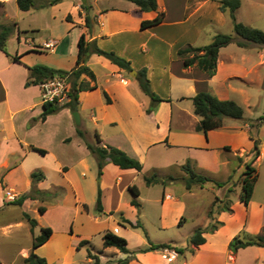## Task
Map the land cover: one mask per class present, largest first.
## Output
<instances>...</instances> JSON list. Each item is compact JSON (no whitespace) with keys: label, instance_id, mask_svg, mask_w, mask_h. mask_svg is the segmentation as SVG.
Returning a JSON list of instances; mask_svg holds the SVG:
<instances>
[{"label":"crops","instance_id":"1","mask_svg":"<svg viewBox=\"0 0 264 264\" xmlns=\"http://www.w3.org/2000/svg\"><path fill=\"white\" fill-rule=\"evenodd\" d=\"M43 1L37 0L38 3L35 7L29 10H22L19 7L17 8L16 0H0V22L5 24L16 22L17 28L13 33L16 32L18 42L23 44L28 42V47L24 48L21 54L19 51L16 52V54L20 55L21 61L12 60L13 62L21 63L26 69L21 79H19V88L25 92L35 88L37 95L40 96V101L38 102L26 100L21 102L17 109L9 110V119L11 120L15 136L13 145L18 150H22L23 153L19 164H24V160H26L25 158L29 153L41 152L45 148L46 143H48L46 139L51 137V133L48 132V128H51L48 126L49 123L55 121L56 124L57 119L58 123L63 121L71 129H74V133L77 136L82 137L78 133V129L85 131L82 124L84 123V117H86L97 127L96 132L100 134L105 146L113 145L119 147L129 155L139 159L143 164L141 171L145 170V162L149 158V164L152 167L151 172H153L152 174L156 173L159 181L146 185L148 187L162 186L163 205L170 201L182 205V211L176 216L175 224L181 226L187 220L184 213L185 207L187 208V194L195 192L196 189L203 190L205 186H208L209 190L213 192V197L206 210L207 221L202 225H198L196 229H207L213 224L215 229L203 233L205 237L203 244L195 245L190 243L187 250L181 254L183 260L178 264H256V261L261 258L260 255L264 252V246L249 245L236 251H232L229 247L230 242L237 236L236 234L248 231L247 226L250 229L251 225H257L251 234L264 236V221L256 224L255 214L252 210L258 181L251 201L246 204L241 200L243 190L242 175L249 160H244L243 155L238 153L240 150H244L246 155H248L247 158L251 159L252 153L254 154V143L258 142L259 144V139L251 134L252 129L249 124V120L255 117L244 115L242 119H225L221 128L212 129L208 132L197 130L196 127L201 117L194 113V106L192 108L185 106L174 110V107H177L171 94L166 97L160 95L165 99L171 100L162 101L156 111L148 113L147 108L151 104V99L142 91L136 76L131 75V71L127 72L119 68L106 57L92 53L85 64L94 71L98 87L92 90L84 89L79 93V107L76 111L80 113L81 123L79 125L76 124L72 115L74 111L69 107H63L59 111L49 114L45 120H42L41 114L44 111V102L41 97V87L39 83L30 82L27 68V66L38 64V61L29 63L24 59V55L27 53H43L46 50H50L53 56L42 59L39 64L54 69L72 70L77 65L80 36L85 34L86 40L96 41L97 46L101 49L114 51L130 60L132 67L137 72L139 69L146 67L151 88L154 91L153 64L149 61H144L147 60L148 53L151 58L153 56L150 55L153 54L150 47L151 42L159 46L168 47L170 45L169 52L172 53L177 52L180 47L187 44L199 45L197 41L203 36L212 40L214 35L220 31L221 24L225 26L231 23L233 29V22L229 13L221 11L218 0H157L158 8L150 11H140L139 6L130 0H61L47 5H43ZM15 3L17 6H15ZM83 4L89 7L90 27L86 23L87 11L83 8ZM240 7L235 14H237ZM10 8L16 17L7 19V21L6 18L11 16L8 15ZM159 13H164L165 15L164 20L160 24L146 29L141 28L142 20L153 19ZM27 16L31 17L32 23L22 27L21 20L26 19ZM43 31V37L46 38L44 42H41V37L38 39L32 35ZM182 36H184V41L177 39ZM47 43H50V45L46 46ZM224 48H221L219 52L217 71L214 76H208L199 70L197 66L184 67L183 61L178 59L173 61L178 63L180 70L178 69V71L174 72L173 61H171L164 69L169 71L168 77L165 78L166 76L163 73L157 76L159 84L167 83V80L170 92L174 87L185 88V90L192 92L179 95L177 100L180 102H192L190 98L202 90H210L218 98L227 99V93L223 89H208L209 87L212 88L213 83L217 82V78L223 70L222 67L228 64L225 62L221 63V55ZM139 55L145 59L142 58V61H138ZM0 57L5 58L8 56L0 49ZM229 59H231V56H229ZM232 68L237 70L234 66ZM234 77H236V74L227 75L223 81H229ZM82 78L87 77L83 75ZM204 81H207V86L209 87L203 88L201 85L196 87V84ZM10 83L9 78L0 71V89L4 91V99L7 101L8 92L11 88ZM104 91L111 98L110 102H107L103 94ZM166 104L168 105L166 107L168 117L164 122L161 115ZM54 116L55 120H53ZM241 120H245V124L241 123ZM106 127L110 128L105 132L103 128ZM44 131L46 133L43 143L39 139L33 142L34 132L43 134ZM3 132L4 130L0 129V133L3 134ZM152 134H159L160 137L153 139L151 138ZM244 139H246L245 144L243 143ZM62 140L63 142H70L72 136L70 133L65 134ZM85 145L87 147V144ZM88 151L91 153L89 149ZM260 151L262 153L261 149ZM239 156L242 159H239ZM259 156H262V154ZM232 157L238 159V164H231L230 158ZM188 162L198 174L207 176L210 180L204 184H194L191 189H188L186 186L188 173L184 169ZM65 166L68 167L67 165L61 166V171L68 177L71 170L68 167L67 172L63 171ZM109 168L114 169L117 173L114 185L120 187L121 193L124 189L132 192V197L129 199L130 205L134 206L131 204V200L134 198L140 202L139 197L142 193L140 187L134 184L135 180L133 178H126L128 175H138L136 173L140 171L133 168H120L107 159L103 171ZM168 169H175L176 173L166 172ZM225 169L228 170L227 179L224 181L216 180L214 174ZM35 170L41 169L30 170V175ZM104 174L99 180L101 183H103ZM235 174L237 179H234ZM45 180L46 174L42 181L36 183L37 188L41 191L47 190L40 188L44 187ZM231 181L232 184H230ZM178 182H182L185 188L182 190L183 192L180 191V197L175 200L170 193H166V190ZM133 186L138 188V196L132 190L131 187ZM233 194H236L237 197H232ZM81 204L84 206L86 203L81 201ZM102 204V213L109 212L110 217L118 214L120 219L121 216L127 218L123 212H120V207L118 206L107 210L103 194ZM258 205L264 211V205L261 203ZM140 207L141 202L140 206L136 208ZM130 221L133 224L139 221L143 226L140 220ZM231 225H237L238 229L228 235L227 231ZM117 234L121 236L124 234L119 227ZM53 236L54 233L51 238ZM249 239L255 238L248 236V238L243 240ZM159 243L180 247L173 241H161ZM128 247H130L129 243ZM179 251L183 250L180 249Z\"/></svg>","mask_w":264,"mask_h":264},{"label":"rangeland","instance_id":"2","mask_svg":"<svg viewBox=\"0 0 264 264\" xmlns=\"http://www.w3.org/2000/svg\"><path fill=\"white\" fill-rule=\"evenodd\" d=\"M15 6H17L16 3ZM8 15L11 16H8L6 20L16 17L11 8ZM236 17L238 21L264 31V0H242V6L237 11ZM30 23H32L30 16L21 20L22 27ZM219 32L233 33L231 23L225 26L221 24ZM43 34L44 31L32 35L38 39L41 37V42H44L46 38L43 37ZM177 39L184 41V36ZM211 41L210 38L203 36L198 39L197 43L202 45ZM7 47L9 53L15 55L19 51L21 54L24 48L28 47V42L19 43L15 32L9 38ZM150 47L153 53L150 54L153 55L152 58L148 53L147 60H144L145 58L139 55L138 61H142V58H144V61H149L153 64L154 69L152 72L156 89L154 91L163 97L171 94L177 107H174V110L185 106L192 108V102H180L177 100L179 95L192 93L191 91L174 87L170 92L167 80V83L163 84H159L158 81L157 76L161 73L165 74V78L168 77L169 71L164 70L165 67L171 61L180 59L177 52H169L170 45L168 47L159 46L151 42ZM52 56L50 50H46L43 53H27L24 55V59L29 63L38 61L39 64L42 59L51 58ZM229 56H231V59H229ZM222 62L228 64L222 67L223 70L220 72L217 82L213 83V87L211 85L212 88L207 86V81L196 84V87L201 85L203 88L209 87L208 89L211 90L223 89L227 93V99L237 101L244 106L245 116L255 117L249 120L250 128L252 129L251 134L259 139V147L262 150V153L260 151L262 156H258L259 158H256L253 162L259 175L252 206L257 224L264 221V211L258 205L260 203L264 205V45L250 44L248 47L242 48L235 43H231L222 51ZM233 66L237 70H234ZM178 69L180 70L178 63L173 61V71L176 72ZM24 70L26 69L21 63L13 62L8 57H0V71L11 82L8 101L4 99V91L0 89V129L4 130L3 134L0 133V164H3L0 165L1 264H23L24 257L28 256L32 250L34 237L40 234L41 227L46 226H51L54 229V236L46 244L39 247L36 253L45 257L49 264H92L94 260L88 257V249L100 257L101 264H117L120 258H124L127 255L115 247H104L103 245L104 233L108 230L116 232V227L122 229L123 237L130 244L129 248L133 257L129 264L180 263L183 260L181 254L190 245V238L195 232L194 230L198 225H202L207 221L206 210L213 197V192L209 190V187L205 186L203 190L196 189L195 192L187 194V208L185 207L184 209L187 220L179 226L175 224V219L181 213L182 205L174 201L163 205L162 186L148 187L145 183L144 176H150L153 173L151 172L152 167H150L148 158V161L145 160L144 171L136 173L138 175H128L126 177L127 179L133 178L135 180L134 184H137L142 192L139 197L141 207H132L129 200L132 197V192L124 189L121 193L120 187L114 185L117 179V173L114 169L109 168L106 171H102L105 173V177L103 176V183L99 182L103 173L99 174L97 159L94 154L88 151L85 145L88 141L91 143L96 142L97 127L86 117H84V123L82 124L86 132L84 137L77 136L74 133V129H71L63 121L58 123L57 119L56 124L55 121L49 123L48 126L51 128H48V132L51 133V137L46 139L48 143H46L45 148L41 152L29 153L25 158L26 160H24V164H19L23 153L22 150H18L13 145L15 136L11 120L9 119V110L17 109L21 102L26 100L40 101V96L37 95L35 88L26 92L19 88V79L24 74ZM232 74H236V77L231 78L229 81H223L225 76ZM164 106L165 109L161 116L165 122L168 117L166 111L168 105ZM55 119L54 116L53 120ZM227 119L232 120L230 118ZM240 122L245 124V120ZM109 128H103V131L106 132ZM45 133V131L43 134L34 132L33 142L39 139L43 143ZM68 133L72 136V140L63 142V135ZM243 136L245 137V135ZM157 137H160V135H151L153 139ZM245 141L246 139L243 140L244 144ZM238 154L243 155L244 160L247 159L249 161L253 160L254 157L252 153L251 159L247 158L248 155H246L244 150H240ZM230 162L231 164H238V159L232 157ZM63 165H67L71 170L68 177L61 171V166ZM68 167L65 166L63 171L67 172ZM33 169H41L45 172L44 187L40 188L47 189L43 190L47 194H41L39 199L36 200L29 199L21 206L8 203L31 190L30 170ZM227 171L226 169L221 170L219 173L214 174V177L218 181H224L227 179ZM166 172L174 174L176 170L168 169ZM234 179H237L236 174ZM230 184H232V181ZM34 187L37 188V185L35 184ZM184 188V184L178 182L167 188L166 193H170L173 199L176 200L180 197L179 193L180 191L183 192ZM98 189L103 194L107 210L118 206L120 207V212H123L128 219L134 222L140 220L143 226L137 228L130 225L123 226L118 224L121 221L118 214L110 217L109 212H99L96 207ZM232 197L236 198L237 196L233 194ZM78 198L87 204V208L81 204ZM41 206L46 207L45 213L40 212L39 208ZM24 212L36 218L37 225L34 229L31 228L30 223L24 217ZM255 226L251 225L250 229L247 226V232H239L235 237H240L241 239L248 238V236L256 238L257 236L251 234L252 230L256 229ZM237 229V225H231L227 234L229 235ZM145 232L149 234L153 243L161 241L176 242L180 247L172 246V248L178 251V256L180 257L177 256L178 259L169 261L162 257V249L141 252V249H145L149 244ZM81 240H88V243L78 249V244ZM180 249L183 251H179ZM260 256L261 258L256 261V264H264V252Z\"/></svg>","mask_w":264,"mask_h":264},{"label":"trees","instance_id":"3","mask_svg":"<svg viewBox=\"0 0 264 264\" xmlns=\"http://www.w3.org/2000/svg\"><path fill=\"white\" fill-rule=\"evenodd\" d=\"M17 5L22 10H29L32 7L37 5V0H16ZM61 0H44L43 5L54 4ZM139 6L140 11H150L156 10L158 8L157 0H130ZM220 3V9L223 12H228L229 16L233 22V33H223L218 32L214 35L212 41L204 45H192L187 44L183 47H180L177 50L178 57L183 61L184 67L197 66L199 70L208 76L212 77L217 71L218 56L221 48L228 46L231 43H235L239 47H248L250 44H259L264 45V31L252 27L248 24H245L236 19V10L241 6L242 0H218ZM83 8L87 11L86 14V23L87 26L91 25V17L89 15V7L83 4ZM164 13H159L155 18L142 20L141 28L146 29L148 27L156 26L164 20ZM70 18V16H69ZM17 28V23H1L0 22V49L6 53L8 57L13 61H21L20 55H12L8 51L7 43L9 37L13 34ZM79 52L77 58V65L72 70H63V69H54L43 64H36L33 66H27L29 70V79L30 82L38 84L42 82L45 78L50 77L53 74H65L70 73V88H69V100L65 102L62 106L53 102H44V111L41 114V119L45 120L49 114L59 111L63 107H69L71 110L76 111L79 107V93L84 89H95L98 87L97 79L94 71L85 64L88 57L92 53L102 55L109 59L112 63L116 64L119 68L130 72L134 68L131 65V61L118 55L114 51H108L101 49L97 46L96 41L86 40L85 34L80 36L79 42ZM85 75L87 78H82ZM136 79L142 89V91L147 94L151 99V104L147 108V112L151 113L156 111L159 104L162 101H170L171 99H165L161 97L158 93L152 90L150 79L147 75V68L143 67L138 70ZM107 102L111 101L108 93L103 92ZM194 106V113L201 117L199 124L197 125V130H203L208 132L212 129L221 128L224 125L225 119H242L244 116V107L237 101L231 99H220L215 94L210 91L202 90L196 93L193 97L190 98ZM80 136H85V131L78 129ZM87 147L92 154L95 155L98 163L99 174L103 172V167L109 159L113 164L118 165L123 169H136L141 171L143 169L142 162L134 156L129 155L123 149L113 146V145H104L100 134L96 132V142L91 143L87 142ZM254 157L253 160L246 163V169L242 175V194L241 200L248 204L254 195V190L256 183L258 181V173L256 167L253 165V162L260 155V149L258 142L254 143ZM239 159H242L239 156ZM184 169L188 173L186 178V186L188 189H191L194 184H204L206 181L210 180L207 176L198 174L193 168H191L189 162L184 166ZM32 187L31 190L21 194L20 196L14 198L12 201L8 202L10 204L21 206L27 199L36 200L39 199L40 195L43 193L38 188H35L34 185L42 181L45 178V174L41 170H35L31 173ZM145 181L147 185H151L155 182H158L156 173L151 176H146ZM221 184V183H219ZM135 195L138 196V188L136 186L131 187ZM131 204L139 207L140 202L134 198L131 200ZM84 207L87 208V205L84 204ZM96 207L99 212L103 211L102 204V194L101 190L98 189ZM41 213L46 212V207L41 206L39 208ZM24 217L28 220L31 225V228L34 229L37 225L36 218L32 217L29 213L24 212ZM120 224L123 226L131 225L132 227H141L139 221L136 224H133L129 219L121 216ZM215 225L207 229L198 228L195 230L193 235L190 238V243L195 245H201L205 242V237L203 233L205 231H213ZM54 233V230L51 226L41 227L40 234L35 236L32 242V250L28 256L24 257L23 264H49L45 257L38 255L35 251L36 248L45 244ZM146 233V232H145ZM148 238L149 245L145 249H141V252L149 250H158L169 248V244L166 243H153L146 233ZM88 243V240H81L78 244V249L83 247ZM103 245L104 247H115L122 251L123 253L128 254L124 258H120L117 264H129L133 254L128 247V240L117 234L114 231L108 230L103 235ZM249 245H258L264 246V236L259 235L255 239L243 240L240 237H235L230 242V249L236 251L241 247H246ZM88 257L92 258L94 261L92 264H101L100 257L96 254H93L90 249H88ZM1 264V261H0Z\"/></svg>","mask_w":264,"mask_h":264},{"label":"built area","instance_id":"4","mask_svg":"<svg viewBox=\"0 0 264 264\" xmlns=\"http://www.w3.org/2000/svg\"><path fill=\"white\" fill-rule=\"evenodd\" d=\"M52 44V43H51ZM50 45L47 43L46 46ZM70 73L65 74H53L48 78H45L39 83L41 87V97L43 102H53L56 104H64L69 100V88H70ZM118 232V227L115 228ZM162 257L172 261L179 255L175 248L162 249Z\"/></svg>","mask_w":264,"mask_h":264},{"label":"water","instance_id":"5","mask_svg":"<svg viewBox=\"0 0 264 264\" xmlns=\"http://www.w3.org/2000/svg\"><path fill=\"white\" fill-rule=\"evenodd\" d=\"M131 75L133 76H136L137 75V70L133 69L131 72H130ZM73 117H74V120L76 122V124H80L81 123V116H80V113L79 111H74L72 113Z\"/></svg>","mask_w":264,"mask_h":264}]
</instances>
